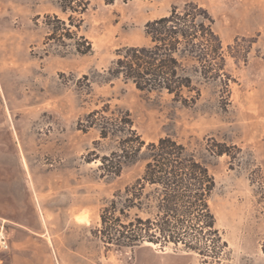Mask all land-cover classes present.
Wrapping results in <instances>:
<instances>
[{
  "label": "rangeland",
  "instance_id": "374dc122",
  "mask_svg": "<svg viewBox=\"0 0 264 264\" xmlns=\"http://www.w3.org/2000/svg\"><path fill=\"white\" fill-rule=\"evenodd\" d=\"M87 1L77 33L91 52L82 55L70 41L48 40L46 16L66 21L59 0H0V231L9 244L0 264H264V0ZM187 3L213 19L226 64L217 78L192 75L195 104L109 76L119 50L149 44L147 22ZM96 111L129 114L146 144L169 136L205 162L227 244L219 261L171 246L102 243L101 209L144 162L101 177L99 158L118 140L101 138L87 118ZM213 143L229 155L207 152Z\"/></svg>",
  "mask_w": 264,
  "mask_h": 264
},
{
  "label": "trees",
  "instance_id": "16d2710c",
  "mask_svg": "<svg viewBox=\"0 0 264 264\" xmlns=\"http://www.w3.org/2000/svg\"><path fill=\"white\" fill-rule=\"evenodd\" d=\"M102 1L112 5L119 0ZM58 5L66 21L46 16L52 25L48 40L70 41L82 55L91 52L90 43L77 33L88 1L59 0ZM144 32L149 44L119 50L107 70L110 77L130 82L139 92L165 93L190 106L200 97L192 75L217 78L225 71L213 19L198 4L173 7L167 16L147 22ZM87 118L102 139L118 140L116 151L99 158L102 178H119L125 166L144 162L135 179L115 191L101 209L98 238L102 243L116 250L144 244L160 250L171 246L219 261L227 244L210 205L215 180L196 152L169 136L146 144L133 130L129 114L106 117L96 111ZM214 143L207 144V152L229 155V147ZM261 252L264 255V240Z\"/></svg>",
  "mask_w": 264,
  "mask_h": 264
},
{
  "label": "built area",
  "instance_id": "2783aa9c",
  "mask_svg": "<svg viewBox=\"0 0 264 264\" xmlns=\"http://www.w3.org/2000/svg\"><path fill=\"white\" fill-rule=\"evenodd\" d=\"M9 248L8 240L4 233L0 231V251H6Z\"/></svg>",
  "mask_w": 264,
  "mask_h": 264
}]
</instances>
